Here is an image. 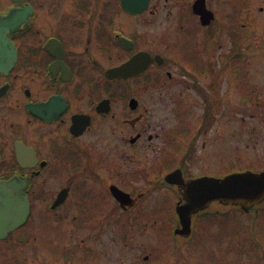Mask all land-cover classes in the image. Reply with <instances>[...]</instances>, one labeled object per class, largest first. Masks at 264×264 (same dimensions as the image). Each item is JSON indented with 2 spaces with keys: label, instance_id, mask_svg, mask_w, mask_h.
I'll return each instance as SVG.
<instances>
[{
  "label": "flooded vegetation",
  "instance_id": "1",
  "mask_svg": "<svg viewBox=\"0 0 264 264\" xmlns=\"http://www.w3.org/2000/svg\"><path fill=\"white\" fill-rule=\"evenodd\" d=\"M0 19V264H201L197 245L228 233L233 209L243 264H264V198L214 200L185 234L184 188L165 179L264 171L228 151V106L264 115V0H0ZM155 22L173 35L162 45ZM133 58L137 72L116 71ZM172 155L155 186L177 200L155 206L136 163Z\"/></svg>",
  "mask_w": 264,
  "mask_h": 264
},
{
  "label": "rangeland",
  "instance_id": "2",
  "mask_svg": "<svg viewBox=\"0 0 264 264\" xmlns=\"http://www.w3.org/2000/svg\"><path fill=\"white\" fill-rule=\"evenodd\" d=\"M163 20V19H161ZM160 21V20H159ZM156 24L153 25V38L154 44L162 45L166 42L171 36V29L167 27L166 24L155 22ZM173 57H178L177 55L173 54ZM176 68L174 65L172 69ZM232 98L235 100L232 95L229 97L228 100ZM236 101V100H235ZM218 114V118L221 119L219 123L215 124L211 132L213 133V137H217V140L220 141L221 139H225L223 134L224 132L219 129H216L218 124L225 123L227 118L226 112L223 109L216 110ZM263 113L259 108H233V106H228V131L233 130L232 137L228 134V151L231 149V144L233 145V149L239 154H243L245 156H251V153L259 154L262 158H264V120L263 122L260 121L263 117ZM240 131V132H239ZM238 132V133H237ZM230 139V141H229ZM232 140V141H231ZM231 143V144H230ZM152 159V160H151ZM222 158H220L221 160ZM261 159V158H260ZM163 160V161H162ZM262 160V159H261ZM143 163V165H140ZM181 164V159L174 155L167 156L165 158H150V159H138V163L136 166L141 168L146 174L147 183L144 186L143 181H138L137 185L140 189L150 188L151 190V198L152 203L156 206H160L161 204H165L164 201H170L171 204L174 205V202L177 200L176 193L172 191L171 188L166 189H158L156 188L155 180L164 174L166 171L178 166ZM148 172V173H147ZM195 166H193V162L189 161V173H195ZM152 180V185H151ZM151 185V186H150ZM150 194L147 195L150 197ZM170 204V203H169ZM166 209V208H165ZM229 209V207H228ZM164 212V211H160ZM173 212V211H172ZM157 213V212H155ZM165 213V212H164ZM230 214H237L239 218H235L236 220L233 222H228V233L226 232H212L207 234L210 235L212 242H200L197 247L200 249V258L194 261H198L201 264H243L244 261V253L243 248L248 244L251 245L249 242H244V238H247L244 235V230L246 229L244 223L242 222L241 215L245 214L243 210L240 209H233L231 210ZM228 234V236H227ZM213 243L216 244L218 253L213 255ZM253 245H257L256 241L252 243ZM252 254L248 253V258H250ZM178 255H175V258ZM184 256V254H183ZM174 257V255H173ZM188 257H185L187 261ZM250 260V259H249ZM190 261V260H189ZM193 261V262H194Z\"/></svg>",
  "mask_w": 264,
  "mask_h": 264
},
{
  "label": "water",
  "instance_id": "3",
  "mask_svg": "<svg viewBox=\"0 0 264 264\" xmlns=\"http://www.w3.org/2000/svg\"><path fill=\"white\" fill-rule=\"evenodd\" d=\"M3 20L0 19V38L4 37L5 29H1ZM150 57L147 63L150 62ZM140 63L137 58L123 64L117 68V72L123 75L133 74L138 70L135 64ZM170 183H177L184 188V202L177 205V213L181 216L184 228L181 230L185 234H189L192 215L204 210L210 206L214 200H220L223 203L236 204L242 206L245 210H249L257 204L262 203L264 198V171L255 172L247 170L244 172H234L223 177L201 176L185 180L181 169H177L165 177ZM116 196L121 201H127L129 194L116 187ZM25 201H28L27 198ZM29 205L26 203L25 210L19 214L21 220L27 217ZM188 231H184V230Z\"/></svg>",
  "mask_w": 264,
  "mask_h": 264
}]
</instances>
